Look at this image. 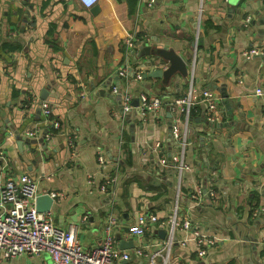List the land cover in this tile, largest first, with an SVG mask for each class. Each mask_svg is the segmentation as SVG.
Instances as JSON below:
<instances>
[{
    "label": "crops",
    "instance_id": "crops-1",
    "mask_svg": "<svg viewBox=\"0 0 264 264\" xmlns=\"http://www.w3.org/2000/svg\"><path fill=\"white\" fill-rule=\"evenodd\" d=\"M148 2L99 0L88 8L79 0H0V184L26 173L38 181L40 194L60 193L50 210L52 224L76 226L86 248L101 242L114 217L116 247L123 249L119 236L134 247L128 248L129 260L113 264H152L134 249L147 251L168 231L157 223L141 240L131 235L141 212L160 220L189 219L200 232L218 237L204 257L190 239L156 254L155 264H264V95L255 94L264 89V57L243 54L264 47V0H241L234 12L229 0ZM248 15L252 22L245 27ZM128 37L136 44L130 53ZM6 43L22 47L6 52ZM168 51L182 56L186 72L144 78L156 68L167 72ZM124 67L129 79L119 80L135 99L141 92L166 101L182 97L192 75L198 90L220 95L216 121L206 120L199 94L189 120L182 116L191 142L184 159L193 170L181 180L171 166L180 148L169 106L159 117L143 116L136 105L125 114L120 96L112 93ZM43 94L58 129L40 127ZM157 141L160 151L154 149ZM110 176L116 181L103 191ZM198 185L208 192L192 208L190 190ZM175 234L187 236L181 229ZM0 264L55 263L44 253L0 256Z\"/></svg>",
    "mask_w": 264,
    "mask_h": 264
},
{
    "label": "built area",
    "instance_id": "built-area-1",
    "mask_svg": "<svg viewBox=\"0 0 264 264\" xmlns=\"http://www.w3.org/2000/svg\"><path fill=\"white\" fill-rule=\"evenodd\" d=\"M99 0H79L85 7H91ZM155 0H149L148 5H154ZM252 16L248 15L243 20V25L248 27L251 25ZM126 50L128 53L135 47V40L132 37L125 39ZM247 58L253 56L264 57V47L251 46L243 51ZM119 77L129 79L128 68L124 67L118 70ZM137 79L142 78L141 72H137ZM129 82V80H127ZM240 82L242 80L240 79ZM112 93L120 96L123 112L126 114L134 108L135 95L129 86H123L116 81L112 87ZM200 95V101L205 104V118L209 122L217 120L218 100L220 95L214 93L211 89L198 90L194 76L192 75L188 82L187 92L182 97L166 101L159 95L141 92L137 97L139 99L138 108L143 116L152 115L159 117L161 110L165 106H169V111L173 115V135L179 144V151L171 156V166L177 170L179 180L187 171L193 170L192 165L188 164L184 159V153L190 146L186 131L182 128V116L186 115V122L189 120L191 110L197 103L195 95ZM255 94L264 95V89L257 87ZM41 114L43 119L39 122L40 127L52 126L60 128L61 124L58 120L52 118V107L48 100L39 99ZM264 117V105H263ZM39 127V128H40ZM33 135V132H30ZM48 136L49 133L46 132ZM154 149L160 151L162 144L157 141ZM0 157L3 154L0 152ZM99 163L106 165L107 161L103 155L99 156ZM116 181L115 176L106 178L101 189L107 191ZM201 186L194 187L190 190V198L192 200V208H196L203 201V196L207 193ZM215 190H210L209 194H215ZM40 194L38 190V181L30 175L24 173L17 178H10L0 184V256L1 258H14L21 255L37 256L44 253L49 254L55 264H113L116 260H129L131 253L129 249H120L116 247V238L112 232L116 219L110 217V223L105 227V234L101 242L92 248H86L79 241L77 236V228L74 225L68 229H62L52 224L51 211H38L35 207L37 196ZM53 198L60 195L58 192L50 193ZM264 211V205L261 207ZM160 223L161 226L168 231L162 242H153L147 245L148 250L145 251L142 246L134 249L137 255H146L151 258L152 264H155V255L161 251L169 252L175 243L186 245L188 240L193 239L196 244V251L199 256L204 257L208 253V248L215 246L218 237L207 232H200L196 225H192L189 219L178 220L177 216L160 220L155 213L141 212L136 222L130 226L129 233L136 236L140 240L144 236L146 230L153 224ZM181 229L187 232V236L183 239L176 237V230ZM150 248H159L154 254L149 251Z\"/></svg>",
    "mask_w": 264,
    "mask_h": 264
},
{
    "label": "water",
    "instance_id": "water-1",
    "mask_svg": "<svg viewBox=\"0 0 264 264\" xmlns=\"http://www.w3.org/2000/svg\"><path fill=\"white\" fill-rule=\"evenodd\" d=\"M232 3V6L230 7V11L234 12L235 6L240 3L241 0H229ZM196 48V44L198 42H196L195 40H193L192 42ZM199 43H201V40L199 41ZM146 44V43H145ZM147 49H150L149 46H146ZM194 49H191V51L193 52ZM164 58L168 59L171 62L170 68L167 70V72L164 71L163 68H156L153 72L150 73H146L144 74V78H147L149 76H156V77H164L166 74L172 73L175 69H179L181 72H186L187 67H186V63L183 60L182 56L179 55L176 52H164ZM152 63H155V60H152ZM43 93H47V90L42 91ZM42 98L45 99V95H42ZM139 104V99L138 97L134 100V105L138 106ZM169 108V107H168ZM41 112V111H40ZM168 116L171 117L172 113L168 112ZM173 130V126H171V131ZM54 204V198L51 196L50 192H46V193H42L39 194L36 198V202H35V207L38 211H49L51 210V208L53 207ZM165 235H166V231H165ZM120 241L123 243L122 248L123 249H128V248H133L134 247V242L133 240H124L121 239L119 236Z\"/></svg>",
    "mask_w": 264,
    "mask_h": 264
},
{
    "label": "trees",
    "instance_id": "trees-1",
    "mask_svg": "<svg viewBox=\"0 0 264 264\" xmlns=\"http://www.w3.org/2000/svg\"><path fill=\"white\" fill-rule=\"evenodd\" d=\"M22 47V44L20 43H6L2 46V49L6 52L15 50V49H20Z\"/></svg>",
    "mask_w": 264,
    "mask_h": 264
}]
</instances>
